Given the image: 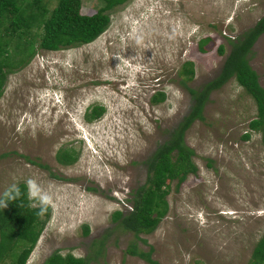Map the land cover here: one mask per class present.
I'll list each match as a JSON object with an SVG mask.
<instances>
[{
	"label": "rangeland",
	"instance_id": "1",
	"mask_svg": "<svg viewBox=\"0 0 264 264\" xmlns=\"http://www.w3.org/2000/svg\"><path fill=\"white\" fill-rule=\"evenodd\" d=\"M48 4L49 10L54 0ZM98 5L80 0L79 13L89 15ZM263 12L264 0H126L91 42L37 49L5 76L0 193L31 177L55 205L24 264H41L53 251L87 256L86 264H148L125 252L129 244L150 248L155 264H246L264 229V155L257 132L241 139L255 110L232 78L207 94L200 119L183 131L195 171L176 189L170 183L167 210L155 228L133 236L111 213L128 211L145 161L187 114L185 89L198 91L214 79L228 41ZM201 38L208 41L199 47ZM244 58L264 90V31ZM184 62L192 74L182 86L177 72ZM157 91L163 100L153 104ZM91 106L103 111L88 121ZM58 148L72 150L74 161L57 164Z\"/></svg>",
	"mask_w": 264,
	"mask_h": 264
},
{
	"label": "trees",
	"instance_id": "2",
	"mask_svg": "<svg viewBox=\"0 0 264 264\" xmlns=\"http://www.w3.org/2000/svg\"><path fill=\"white\" fill-rule=\"evenodd\" d=\"M49 0H0V94L5 76L23 67L37 49L55 51L77 47L95 39L108 25L109 13L126 0H95L99 5L87 15L80 14V0H54L51 9L46 7ZM264 31V12L249 29L229 42V50L217 76L205 83L198 91L185 89L191 100L187 114L169 133L168 138L158 145L145 161L143 183L131 192L129 209L124 214L116 210L111 213V220L121 230L136 234L150 233L162 219L167 210L165 196L169 185L173 189L184 180L188 173H194L191 161L192 151L182 142L183 131L193 119H200V110L207 94L218 88L224 81L232 78L242 91L252 100L254 116L246 123L248 132L241 135L248 138L249 132L259 134V144L264 155V90L259 87L254 72L247 66L245 54L255 38ZM208 38H201V47ZM221 53V47H217ZM192 74L191 63L184 62L177 72L183 85ZM163 100V92H153L150 102L156 104ZM103 109L91 106L85 120L100 116ZM72 150L58 148L54 153L57 164L67 165L73 162ZM26 193V187L19 184ZM37 209L28 207L26 194L19 200L0 209V264H24L34 245L48 213L39 217ZM87 229L83 226V234ZM98 242V240L96 241ZM125 252L143 259L148 264H155L146 252L129 244ZM87 256L74 258L70 254L63 256L53 251L41 264H86ZM246 264H264V229L252 244Z\"/></svg>",
	"mask_w": 264,
	"mask_h": 264
},
{
	"label": "clouds",
	"instance_id": "3",
	"mask_svg": "<svg viewBox=\"0 0 264 264\" xmlns=\"http://www.w3.org/2000/svg\"><path fill=\"white\" fill-rule=\"evenodd\" d=\"M137 44L142 43L141 38H137ZM26 193L22 191L19 184L14 182L10 184L3 193H0V209L8 207L9 203L19 200L26 194L28 207L37 209L36 215L39 217L45 216L50 207H54V197L45 189L42 184L35 178H28L25 181Z\"/></svg>",
	"mask_w": 264,
	"mask_h": 264
}]
</instances>
